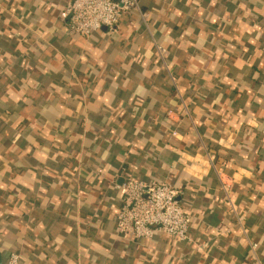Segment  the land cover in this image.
<instances>
[{"label":"crops","instance_id":"0c3cea01","mask_svg":"<svg viewBox=\"0 0 264 264\" xmlns=\"http://www.w3.org/2000/svg\"><path fill=\"white\" fill-rule=\"evenodd\" d=\"M69 1L0 0V263L264 264V0H140L88 38ZM125 175L179 188L196 243L119 237Z\"/></svg>","mask_w":264,"mask_h":264},{"label":"built area","instance_id":"2783aa9c","mask_svg":"<svg viewBox=\"0 0 264 264\" xmlns=\"http://www.w3.org/2000/svg\"><path fill=\"white\" fill-rule=\"evenodd\" d=\"M133 11L146 19L140 0H70L61 17L71 34L88 38L103 27L115 32L123 15ZM157 48L161 54V46L157 45ZM116 187L122 200L115 225L119 237L145 241L162 233L187 244L196 243L191 230L192 217L182 204V191L171 182L125 175ZM229 187V180L221 179V189L228 198ZM233 211L238 218L234 206ZM250 246L253 251L257 248L254 242ZM0 264L26 263L20 254L12 253L6 262Z\"/></svg>","mask_w":264,"mask_h":264},{"label":"water","instance_id":"95a60500","mask_svg":"<svg viewBox=\"0 0 264 264\" xmlns=\"http://www.w3.org/2000/svg\"><path fill=\"white\" fill-rule=\"evenodd\" d=\"M103 28H105V27H103Z\"/></svg>","mask_w":264,"mask_h":264}]
</instances>
